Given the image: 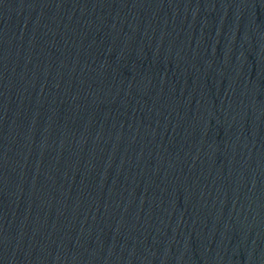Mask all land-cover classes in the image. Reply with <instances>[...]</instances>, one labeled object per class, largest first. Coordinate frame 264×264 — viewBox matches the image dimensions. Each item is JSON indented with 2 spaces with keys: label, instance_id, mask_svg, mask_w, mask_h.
I'll return each mask as SVG.
<instances>
[{
  "label": "water",
  "instance_id": "1",
  "mask_svg": "<svg viewBox=\"0 0 264 264\" xmlns=\"http://www.w3.org/2000/svg\"><path fill=\"white\" fill-rule=\"evenodd\" d=\"M0 264H264V0H0Z\"/></svg>",
  "mask_w": 264,
  "mask_h": 264
}]
</instances>
